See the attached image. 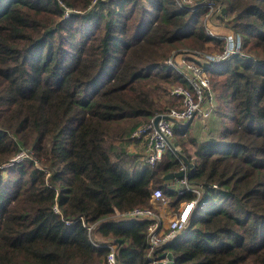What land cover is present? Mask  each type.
<instances>
[{"label": "trees", "instance_id": "16d2710c", "mask_svg": "<svg viewBox=\"0 0 264 264\" xmlns=\"http://www.w3.org/2000/svg\"><path fill=\"white\" fill-rule=\"evenodd\" d=\"M208 18L241 54L207 72L204 129L174 128L200 196L187 230L151 257L264 264V0H0V167L29 154L0 169V264H106V244L116 264L150 263L149 221L114 210L152 207L155 189L173 210L194 197L167 188L172 150L149 167L130 136L181 107L169 89L187 83L166 59L221 51Z\"/></svg>", "mask_w": 264, "mask_h": 264}, {"label": "built area", "instance_id": "2783aa9c", "mask_svg": "<svg viewBox=\"0 0 264 264\" xmlns=\"http://www.w3.org/2000/svg\"><path fill=\"white\" fill-rule=\"evenodd\" d=\"M179 7H183L189 4L191 0H175ZM95 3V2H94ZM91 5V7L94 5ZM208 13L214 12V6L208 4ZM219 10V9H218ZM66 17L68 16L65 12ZM207 29L206 33L217 40L222 42V49L218 53L211 55L200 56L198 54H180L178 56H171L165 60V65L168 68L174 69L180 74L186 81L185 86H172L169 89L170 96L179 97L181 99L180 109L172 108L166 114L159 115L161 118L154 123L155 117L150 119L147 123L139 126L130 136L133 141H138L139 145L143 148V163L149 167H154L162 160L165 152L172 146L175 152L180 153L182 149L180 146H173L174 128L176 125H186L188 121L193 120L195 117L201 122L205 123L211 116L214 110V103L211 93V87L207 72L209 69L214 68L217 64L225 61L228 58L241 54V39L239 36L232 32H225L221 34H213V27L217 30L224 29L223 25H216L211 22V19L205 22ZM188 57L189 59H187ZM204 129V126H203ZM25 158H29V154L25 151L20 152L14 157L7 165H13L15 162H19ZM5 165L0 168H7ZM10 166V167H11ZM183 172L184 176L175 182H170L174 187V191L177 196H182L187 192L193 194V199L180 203V207L177 212L174 213L172 218L168 221L165 228L161 230V218L154 211L153 207L150 208H133L127 212H119L114 210L116 217H123L128 221L131 220H148L149 225L147 227L148 246H149V264H159L161 260L158 258H152V251L158 247L172 242L178 236L183 234L189 224V217L193 211L197 199L200 196V191L195 188H191L188 185L186 177L187 168L180 161V168L176 172ZM164 193L160 189H155L152 192L151 202H163ZM57 211L56 206L54 207ZM91 227H88L90 232ZM109 249V253L106 257V264H116L115 260V245H104ZM166 261V259L162 260Z\"/></svg>", "mask_w": 264, "mask_h": 264}, {"label": "water", "instance_id": "95a60500", "mask_svg": "<svg viewBox=\"0 0 264 264\" xmlns=\"http://www.w3.org/2000/svg\"><path fill=\"white\" fill-rule=\"evenodd\" d=\"M160 118L161 117L159 115L156 116L154 119V123L156 124ZM191 122H192V119L187 122V125H189ZM170 150H172L175 153V155L179 158V160L186 166V168H187L186 177L188 180L190 174L194 170V165L184 155L175 152V150L173 149L172 146L170 147ZM183 176H184V173L181 171L172 172V173H168L167 175H165L164 181L168 183L167 188L174 190V187H173V185L170 184V182H175L176 180L181 179ZM164 259H166V261H162ZM159 260H161L159 262V264H173V262H174V259H173V256L171 253H165V254L161 255L159 257Z\"/></svg>", "mask_w": 264, "mask_h": 264}, {"label": "rangeland", "instance_id": "374dc122", "mask_svg": "<svg viewBox=\"0 0 264 264\" xmlns=\"http://www.w3.org/2000/svg\"><path fill=\"white\" fill-rule=\"evenodd\" d=\"M208 20V19H207ZM206 20V21H207ZM205 21V22H206ZM213 24H214V22H213ZM214 25H216V24H214ZM217 27H219L218 25H216ZM207 29V26H206V23H205V30ZM212 33L213 34H219V32L221 33V34H223V33H225V32H232L233 33V31L231 30V29H229L228 27H225L224 29H221L220 31L219 30H217V29H215L214 27H213V29H212ZM218 53V52H217ZM180 54H182V55H184V54H191V55H194L195 53H190V52H185L184 50H182V51H180V52H177V53H175V54H172L171 56H178V55H180ZM214 54V53H213ZM211 55V54H210ZM187 59H189L188 57H186ZM195 121H198V123L200 124V130L201 129H203V124H201V122L195 117L194 118V120H193V122H195ZM176 140V137L174 136V139H173V143H174V141ZM9 163V162H8ZM8 163H6V164H4V165H2V166H4L5 167V165H7ZM11 165H7L6 167L7 168H9ZM7 168H0V169H7ZM41 170H42V167H39ZM170 200H169V198H167L166 196H164V201L163 202H161V201H157V202H154V206H157V207H162V208H164V211L165 212H168V213H170V215H172L173 216V213H176L177 212V210H173L172 208H171V206H170ZM180 207V206H179ZM178 207V208H179ZM161 223H162V225H161V230H166V229H163V228H165L167 225H164V223L162 222V220H161ZM168 224V223H167ZM163 227V228H162Z\"/></svg>", "mask_w": 264, "mask_h": 264}, {"label": "crops", "instance_id": "0c3cea01", "mask_svg": "<svg viewBox=\"0 0 264 264\" xmlns=\"http://www.w3.org/2000/svg\"><path fill=\"white\" fill-rule=\"evenodd\" d=\"M152 207H153L154 211L159 215V217L161 218L164 225H167L168 221L172 218V215H170V213H168V212H165L164 208H162V207H157L154 205H152ZM173 215H174V213H173Z\"/></svg>", "mask_w": 264, "mask_h": 264}]
</instances>
